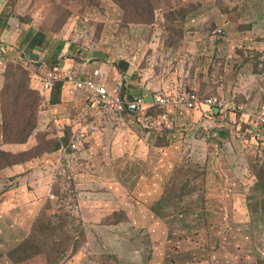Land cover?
I'll return each instance as SVG.
<instances>
[{
    "label": "rangeland",
    "instance_id": "374dc122",
    "mask_svg": "<svg viewBox=\"0 0 264 264\" xmlns=\"http://www.w3.org/2000/svg\"><path fill=\"white\" fill-rule=\"evenodd\" d=\"M6 1L10 7L1 12L0 24L17 19L7 54L0 44L7 60L33 64L27 52L36 53L26 45L39 30L44 70L57 63L49 60L50 50L60 65L84 76L121 82L127 99L132 93L147 100L152 88L162 90L179 80L201 97L244 103L232 89L240 81L233 78L234 47L228 44L220 56L214 49L238 26L248 27L238 14L246 20L251 13L264 15V0H126L128 7L152 3V22L137 20L115 0ZM180 7L188 10L184 17ZM126 17L132 21L124 24ZM125 60L130 67L122 74L119 65ZM2 84L0 71V91ZM71 94V101L58 105L39 97L35 129L25 144L7 142L3 126L17 128L2 126L0 106V149L39 153L0 177V264H13L8 252L30 234L39 215L53 217L63 209L82 220L85 237L77 254L62 264H98L103 253L117 255L121 264H257L264 259V192L255 189L261 185L252 169L264 152L262 113L246 116L231 105L219 111L200 105L178 117L166 107L159 112L147 107L124 113L120 123L77 151L66 146L51 152L55 137L88 119L85 95L77 89ZM225 128L230 136L223 139ZM56 184L59 194H54ZM163 197L168 199L165 213L176 209L161 218L149 207ZM115 210L126 211L129 219L104 224Z\"/></svg>",
    "mask_w": 264,
    "mask_h": 264
},
{
    "label": "trees",
    "instance_id": "16d2710c",
    "mask_svg": "<svg viewBox=\"0 0 264 264\" xmlns=\"http://www.w3.org/2000/svg\"><path fill=\"white\" fill-rule=\"evenodd\" d=\"M59 1L61 2L62 0ZM64 1L66 3V0ZM85 1L88 2V0ZM115 3L117 6H120L124 12L132 11L133 17L137 20L147 22H152L154 20V7L150 2L141 3V5L132 4L131 7H128L126 0H115ZM6 6H8V8L10 7L7 2ZM179 9L184 12L183 17L188 13L186 8L180 7ZM9 15L10 13L7 14V16ZM242 15V13L238 14L240 17L238 21L241 23V25L246 23L245 19L241 17ZM131 21V18L126 17L123 20V23L127 24ZM39 40L44 41V38H39ZM29 63L30 62L26 61L24 58L5 61V68L3 70V84L0 91V106L4 110L2 114V126L6 122L9 125L13 124V128H17V130H10L3 126V129L8 135L6 140L10 143L25 144L29 141L35 129V115L37 113L39 97H41L43 100H49L51 105H58L62 102L65 96L72 95L66 91L67 85H65L64 81H57L53 88L47 92H43V89L33 88L31 85L33 81V72L30 74L31 72ZM73 90H76L75 86H73L72 92ZM194 90L199 94L196 89ZM127 96L129 99L134 98L132 95H130V93H127ZM205 97L209 96H203V98ZM150 107L151 108L149 111H160V107L157 105ZM214 110L218 111L219 109L216 108ZM124 113L134 112L127 108ZM88 120H91V116L89 115L87 120L79 122L77 129L72 130V133L70 128L67 127L65 130V135L62 137H55L51 141V152H61L66 148V146H70L71 138L74 132H76L83 125V123ZM221 130H225L220 132L223 139H226L228 136H230V130L228 128ZM90 139H88L82 145L85 146L90 141ZM37 154L39 155V153ZM37 154L30 156V150L12 153L0 149V177H2V175H6V172L11 171L8 169L19 165L26 160L37 157ZM252 169L254 174L257 176L256 182L261 185L260 188L256 186L255 189L264 192V160L262 168L252 165ZM59 193L60 187L56 184L54 185V194ZM167 202L168 199L163 197L160 200L153 202L149 209L157 217H166L168 215V213H165L167 212L165 211V205ZM48 204L51 206L50 197L48 198ZM169 208L171 213L168 216L172 214V211H174L176 207ZM128 219L129 218L126 211L115 210L105 216L103 218V222L106 225H117L127 221ZM84 237L85 232L82 220L80 219L77 221V219L66 209H63L61 213L56 214L53 217H49L46 213H43L39 215L33 222L30 234L20 244L8 252V257L13 264H62L66 259L68 260L77 254L81 244L84 241ZM2 257L3 253L0 250V259ZM98 264L121 263L117 255L103 253L98 259ZM257 264H264V259L258 260Z\"/></svg>",
    "mask_w": 264,
    "mask_h": 264
},
{
    "label": "crops",
    "instance_id": "0c3cea01",
    "mask_svg": "<svg viewBox=\"0 0 264 264\" xmlns=\"http://www.w3.org/2000/svg\"><path fill=\"white\" fill-rule=\"evenodd\" d=\"M6 2H7L6 0H0V15L2 14L1 12L6 6ZM16 20H17L16 17L11 16L10 18H8L6 24L4 23L0 24L1 25L0 26V42H1L0 44L5 50L6 54H7V49L12 48V43H13L12 41L14 38V34L11 33V31H12V28L15 26ZM245 21L249 23L248 27L246 29H244L243 27H238L236 32L232 36V38L229 37V39L227 38L226 40L219 42V46L222 44V47H219V46L215 47L214 52L217 54V56H220L221 54H223L221 52L224 51L225 46H227L228 44L230 48L231 46H233L234 49L236 50V51L235 50L233 51L234 57L232 59V71H233V78L237 75L239 76L238 78L240 81L235 87H232V89L234 93L242 94V98H244V103L238 104L239 102L237 103L236 101H233V100L230 101V103L232 104L234 108L238 107V110H240L242 114L247 116V115H255L256 111L264 114V15H260V14L258 15L255 13L254 14L251 13L248 16V19L247 20L245 19ZM37 31L39 33L35 32L30 37L29 41L27 42L26 50L30 48L31 50H33V52L36 53V54H33L32 52H27L28 57L32 59L29 61L34 62L33 64L30 65V68L32 67L31 70L33 72V81L31 85L33 88L41 89V83H40V80L37 79V77H41V74L39 73L44 74L50 68L44 70L43 66H46L47 64L45 63V61L41 59L42 57H45V56H42L41 59H38L39 58L38 54L40 53L39 51H41L42 44H43V42L40 41L39 38L41 39L44 34L39 30ZM31 34L32 32L29 34V36ZM236 38H239L238 40L242 42L241 46L236 44L237 42ZM230 48H228L229 52H230ZM1 56L6 58L7 60L6 55L5 56L1 55ZM48 58L49 60H55L57 62L53 66H51V68H54L60 71L70 68L65 65H60L61 60L58 58V56L55 53H53L50 50L48 51ZM91 58H93V56L88 57L87 60ZM87 60L84 62L85 64L89 63ZM129 67H130L129 63L125 60V62L123 63V66L119 65V70L122 74H124L129 70ZM42 68H43V71L41 72ZM81 69L82 70L87 69V72H89V68H84V69L81 68ZM3 70H4V65L1 64L0 71L3 72ZM106 78L107 76L103 75V78L98 81L109 83ZM177 81L179 80H175L174 82H172V84H168L167 86L163 87L162 90L157 89V88H152V91L149 93L151 95L157 94L160 91H164L167 87L172 86ZM179 82H182L185 88L195 89L193 86H189L188 83L186 84V82H183V81H179ZM65 85H67L66 91L69 93H72L73 85L69 82H65ZM130 95L134 97V98H131L132 100L136 98V96H134L132 93H130ZM71 99L72 97L65 96V98L62 101H65V100L71 101ZM132 109H133L132 112H136L134 111L135 109L134 105H132ZM76 129L77 127L73 130H76ZM256 158H261V159H257V161H258L259 168H262L263 160H264V152L260 157H256Z\"/></svg>",
    "mask_w": 264,
    "mask_h": 264
},
{
    "label": "built area",
    "instance_id": "2783aa9c",
    "mask_svg": "<svg viewBox=\"0 0 264 264\" xmlns=\"http://www.w3.org/2000/svg\"><path fill=\"white\" fill-rule=\"evenodd\" d=\"M218 31L221 32V29ZM5 61L6 58L1 56L0 64L5 66ZM57 81L72 83L77 90L85 95L87 101L86 115L91 116V120L84 122L74 132L69 147L73 151H77L83 146L84 142L107 127L120 123L123 120V113L127 108L131 110L132 105L135 106L136 111L155 105L166 107L173 110L178 117L185 116L187 111L194 110L200 105L219 107L221 110L231 105L218 95L200 97L194 89L185 88L183 83L179 81L167 87L164 91L150 94L147 100L144 99V96L130 100L124 97L121 82L116 81L112 84L100 82L89 76L76 73L71 67L62 71L54 68L48 69L40 80L41 89H43V92H47L53 88ZM258 117L264 124V114L258 115Z\"/></svg>",
    "mask_w": 264,
    "mask_h": 264
},
{
    "label": "clouds",
    "instance_id": "9594fccd",
    "mask_svg": "<svg viewBox=\"0 0 264 264\" xmlns=\"http://www.w3.org/2000/svg\"><path fill=\"white\" fill-rule=\"evenodd\" d=\"M72 68V67H71ZM75 70V69H74ZM75 72L76 73H80V72H77V70H75ZM82 74V73H81ZM90 77V76H89ZM97 80V79H96ZM72 84V83H71ZM73 85V84H72ZM74 86V85H73ZM76 89V88H75ZM218 96H220V95H218ZM221 98H222V96H220ZM129 99V98H128ZM224 99V98H223ZM130 100H132V99H130ZM225 100V99H224ZM230 103V102H229ZM231 104V103H230ZM231 106H232V104H231ZM233 107V106H232ZM216 108H218L219 110H220V108L219 107H213V109H216ZM133 109L131 108V111H132ZM134 111H136V108L134 109ZM261 115H263V114H261ZM260 116V115H259Z\"/></svg>",
    "mask_w": 264,
    "mask_h": 264
}]
</instances>
